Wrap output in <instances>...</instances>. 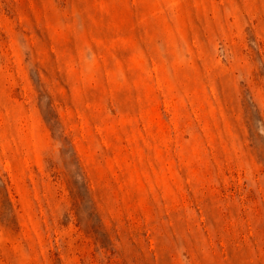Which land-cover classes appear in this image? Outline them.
<instances>
[{
	"label": "rangeland",
	"instance_id": "rangeland-1",
	"mask_svg": "<svg viewBox=\"0 0 264 264\" xmlns=\"http://www.w3.org/2000/svg\"><path fill=\"white\" fill-rule=\"evenodd\" d=\"M0 264H264V0H0Z\"/></svg>",
	"mask_w": 264,
	"mask_h": 264
}]
</instances>
